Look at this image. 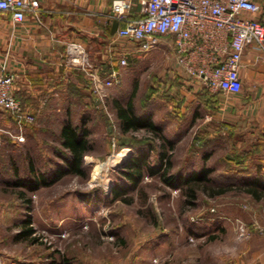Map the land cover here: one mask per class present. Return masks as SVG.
<instances>
[{
    "label": "rangeland",
    "instance_id": "1",
    "mask_svg": "<svg viewBox=\"0 0 264 264\" xmlns=\"http://www.w3.org/2000/svg\"><path fill=\"white\" fill-rule=\"evenodd\" d=\"M126 45L128 65L121 68L120 83L107 91L104 104L92 102L85 109L79 103L74 116L37 118L25 128L20 147L0 148L4 264H225L228 250L255 232L250 229L248 238L240 237L231 221H255L264 228L262 203L243 193L249 184L264 186V121L254 117L262 105H255L250 117H219L218 98L223 96L187 77L182 85L183 74L169 47L140 53L136 44ZM134 89L136 113L150 116L173 143L172 150L166 147L169 174L179 172L182 178L172 185L162 181L165 167L157 163L155 152L147 153L141 177L133 184L121 175L137 152L130 137L153 135L145 128L121 132L115 105L126 106ZM263 90L264 82L243 79L240 95L227 100L239 104ZM68 119L88 130L91 149L81 174L66 170L53 179L56 170L67 167V151L55 125L62 127ZM157 140L154 146L163 143ZM202 167L212 170L210 181L188 182ZM41 175L52 182L35 185L32 180ZM222 188L228 191L217 194ZM203 222L210 228L192 233V226ZM27 229L32 233L24 237Z\"/></svg>",
    "mask_w": 264,
    "mask_h": 264
},
{
    "label": "crops",
    "instance_id": "2",
    "mask_svg": "<svg viewBox=\"0 0 264 264\" xmlns=\"http://www.w3.org/2000/svg\"><path fill=\"white\" fill-rule=\"evenodd\" d=\"M113 1L43 0L37 13L27 14L25 20L18 24H13L8 14L0 13V76H14L13 95L36 118L51 120L74 116L79 99L85 109L96 102L91 91L90 73L63 65L68 43L80 44L91 68L99 70L101 75L120 69L118 60L123 53H129L126 47L129 43L117 36L121 22L111 13ZM130 1L132 9L129 17L132 18L138 16L140 6L139 0ZM260 3L264 7V0ZM242 64V81L264 82V65L255 45L246 48ZM180 78L181 84H185L182 81L185 76ZM184 95L188 100V97L193 98L192 95ZM253 96L234 105L227 100L228 97L220 96L217 116L232 113L250 117L255 105L261 104L262 109L254 112V117L264 121V92ZM56 126L60 132V124ZM8 133L15 135L18 132L15 124L0 109V148L20 147L22 144ZM24 133L25 128L22 135ZM214 227L217 229L218 226ZM208 228L210 224L203 222L191 229L195 234L197 230L204 233ZM260 236L252 232L248 239L236 242L225 256V264H264V239Z\"/></svg>",
    "mask_w": 264,
    "mask_h": 264
},
{
    "label": "built area",
    "instance_id": "3",
    "mask_svg": "<svg viewBox=\"0 0 264 264\" xmlns=\"http://www.w3.org/2000/svg\"><path fill=\"white\" fill-rule=\"evenodd\" d=\"M42 1L0 0V13L18 24L27 14L37 13ZM139 6L138 16L130 18V0L112 2L111 13L121 22L117 36L136 44L140 53L166 45L177 70L209 92L224 97L241 92L242 58L248 46L259 49L264 64V7L260 0H139ZM127 54L118 60L120 69L128 65ZM63 65L90 73L96 103L104 104L107 91L120 83V69L101 75L91 68L84 48L76 42L66 45ZM13 83V75L0 76V109L14 119L18 133L8 134L22 142V131L36 118L13 95ZM231 224L240 237H247L253 229L264 238V228L255 221L247 225L235 219ZM0 264H4L1 256Z\"/></svg>",
    "mask_w": 264,
    "mask_h": 264
},
{
    "label": "trees",
    "instance_id": "4",
    "mask_svg": "<svg viewBox=\"0 0 264 264\" xmlns=\"http://www.w3.org/2000/svg\"><path fill=\"white\" fill-rule=\"evenodd\" d=\"M156 82L154 83V86H152L153 92L155 93L156 90ZM136 94V90L134 89L131 94L130 100L127 102L126 106H119L118 104L115 105V111H116V116L118 119V123L121 129L122 133H129L130 131H137L141 128H145L146 130H149L153 133L152 137H146L143 139H135L134 137L132 140H130L129 145L135 149H137V152L127 163V168L121 171V175L124 178L125 182L133 184L134 181H136V178L141 177V167L145 163V159L147 157L148 152H155L156 153V161L157 163L161 166H164L165 168L162 170V181L168 185H172L174 182H178V180L181 177V174L178 172L177 174H169L170 169H171V161L169 155H167L166 152V147L170 150L173 149V143L171 140H168L165 138L164 134L162 133L161 128L154 122L150 120V116H143L139 115L136 113L134 104L132 101V97H134ZM161 96H165L160 94ZM91 99H92V94L90 93ZM215 101V99H214ZM81 104V101L79 99L77 104ZM2 110V109H1ZM4 114L10 118V120L14 123V119L5 111L2 110ZM36 118V117H35ZM37 121V118L35 120V123ZM27 125L25 128H30L33 125ZM59 137L61 141V146L64 150H66V154L64 157V160L66 161L67 167L66 169L63 170L59 168L56 170L52 176V178H57L59 175H61L63 172L70 171L74 174H81V166L83 165L84 162V157L86 154L90 151L91 147L89 144L88 140V130H85L83 126H74L72 122L68 119L66 120L59 132ZM163 141L162 144H155L157 138ZM158 141V140H157ZM157 145V146H156ZM29 171L34 172L33 168V163L30 162L29 164ZM212 170L209 168H201L200 170H196L193 173L190 174V176L187 178L188 182H198V183H205L209 182V173ZM17 170L15 171V173ZM14 173V172H13ZM154 173H151V175ZM41 177V181H39ZM39 179H33L32 181L34 182L35 185H38L40 182L43 184L51 183L52 180L49 182L46 181L45 176L41 175ZM51 178V179H52ZM53 178V179H54ZM233 178V177H231ZM232 181V180H231ZM235 182V181H234ZM230 182V183H234ZM250 181H248L249 183ZM247 183V184H248ZM259 185L254 186L249 184V187L243 189V193L248 195L249 197L253 198L254 200L262 203L263 208H264V186L262 188H258ZM194 187L189 188L190 192V197L194 199ZM114 190L111 189V193H113ZM217 194H223L226 193L225 189H219L216 190ZM211 214V213H210ZM28 225L30 224V221L28 220L26 222ZM32 233L31 229H27L23 231L24 237H29ZM68 261H66L67 264Z\"/></svg>",
    "mask_w": 264,
    "mask_h": 264
},
{
    "label": "water",
    "instance_id": "5",
    "mask_svg": "<svg viewBox=\"0 0 264 264\" xmlns=\"http://www.w3.org/2000/svg\"><path fill=\"white\" fill-rule=\"evenodd\" d=\"M124 161H125V159H124ZM125 162H123V164H124ZM108 192H109V190H108Z\"/></svg>",
    "mask_w": 264,
    "mask_h": 264
}]
</instances>
